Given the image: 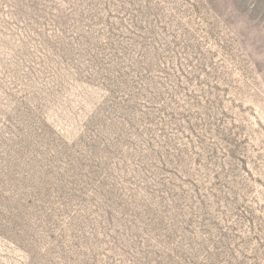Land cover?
<instances>
[{
	"label": "rangeland",
	"instance_id": "obj_1",
	"mask_svg": "<svg viewBox=\"0 0 264 264\" xmlns=\"http://www.w3.org/2000/svg\"><path fill=\"white\" fill-rule=\"evenodd\" d=\"M0 264H264V0H0Z\"/></svg>",
	"mask_w": 264,
	"mask_h": 264
}]
</instances>
